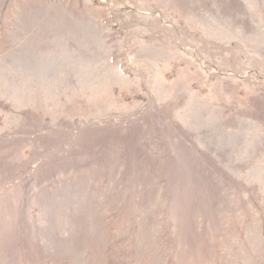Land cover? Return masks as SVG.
<instances>
[{"label":"rangeland","instance_id":"rangeland-1","mask_svg":"<svg viewBox=\"0 0 264 264\" xmlns=\"http://www.w3.org/2000/svg\"><path fill=\"white\" fill-rule=\"evenodd\" d=\"M0 264H264V0H0Z\"/></svg>","mask_w":264,"mask_h":264}]
</instances>
